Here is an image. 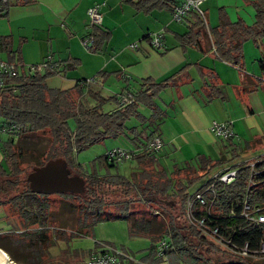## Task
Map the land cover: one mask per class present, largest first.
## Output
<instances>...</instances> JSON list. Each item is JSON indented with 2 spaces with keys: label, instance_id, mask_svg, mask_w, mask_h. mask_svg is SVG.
Returning a JSON list of instances; mask_svg holds the SVG:
<instances>
[{
  "label": "crops",
  "instance_id": "1",
  "mask_svg": "<svg viewBox=\"0 0 264 264\" xmlns=\"http://www.w3.org/2000/svg\"><path fill=\"white\" fill-rule=\"evenodd\" d=\"M6 2L8 8L0 16L1 62L26 68L50 56L58 72L45 79L46 86L72 90L80 83L79 102L104 114L123 109L127 104L121 99L127 95L133 96L132 102L140 98L124 122V131L112 137L117 138V147L104 150L132 154L116 160L117 174L133 181V173L149 169L177 178L184 175L187 163L195 166L198 157L213 163L221 159L222 167L215 166L206 179L191 184H197L189 191L192 195L220 170L264 156V47L257 52L245 41L237 66L216 56L209 35L218 25L220 12L231 23L240 20L253 25L256 11L252 0H202L204 16L200 17L206 38L197 36V43L194 37L191 43L185 42L192 35L191 15L175 22L171 10L164 7L142 9L129 0ZM91 6H97L102 15L99 26L89 24L87 9ZM159 32L163 33L161 46L153 49L150 36ZM85 37L90 38L88 47L82 43ZM135 42L137 47L131 49ZM165 81L167 85L156 88ZM212 121L227 123L231 136L216 137L209 128ZM154 136L163 143L156 151L147 148ZM21 138L0 131V144ZM126 162L135 165L126 167ZM0 163L3 165L2 156ZM125 168L129 171L122 174L120 169ZM157 203L169 202L161 199Z\"/></svg>",
  "mask_w": 264,
  "mask_h": 264
},
{
  "label": "trees",
  "instance_id": "2",
  "mask_svg": "<svg viewBox=\"0 0 264 264\" xmlns=\"http://www.w3.org/2000/svg\"><path fill=\"white\" fill-rule=\"evenodd\" d=\"M129 1L137 8L164 7L171 11L177 4V0ZM252 4L256 11V20L253 25L246 26L240 20L231 23L220 12L218 25L209 30L215 54L221 60L238 66L242 59V44L248 39L253 41L259 38L264 39V0H252ZM7 8L6 0L3 2L0 0V16ZM188 14L191 15L189 30L192 35L185 37V42L191 43V38L194 37V42L197 43V36L202 35L206 38L204 23L195 11H189ZM199 31L203 34L198 33ZM13 66L17 75L5 74L0 79V131L4 130L18 137L48 132L51 142L49 150L45 152L44 161L62 158L70 169L71 175L84 179L83 193L69 194L71 198L81 200V209L85 208L94 219H97L99 215L101 217L103 209L111 207L106 206L107 201L101 195V189L116 186L117 188L126 187L132 191L136 196V203L144 201L153 205L161 199L169 202L162 206L163 219L161 215L154 213L156 211H151L150 217L141 215L140 209H131V202H115V209L118 210L114 216L126 220L130 217L132 219L129 223L131 233L138 232L139 235L150 237L152 241L148 253L141 260L143 263L130 259L127 264H251L250 257L257 256L264 259V223L250 221L242 211L244 199L247 204L257 203L253 206L249 204L252 209H264V156L228 167V169L236 170L234 179L228 184H215L214 194L205 192V200L206 196L210 199L206 200V206L202 207L198 204L193 206L190 217L203 218L206 228L218 229L219 239H222L223 243H214L202 235L185 216V202L190 196L191 184L198 179H206L215 166L222 167L221 159L213 163L210 158L198 157L194 162L195 166H192L190 162L187 163L183 171L184 175L177 178L169 177L165 171L142 169L133 173L132 181L117 174L116 160L107 161L102 156L106 170L110 171V168H114L116 172L110 171L104 175H98L92 171L86 174L76 165L72 148L77 153L106 138L115 137L119 131L123 132L124 122L140 98L135 97L132 103H126L127 105L123 106L119 113L115 110L104 114L97 107L89 108L79 102L77 97L80 93V83L72 90L48 88L45 79L56 74L58 70L30 72V66L26 68L23 65ZM167 84V81L156 84V88ZM131 97L133 98L132 95ZM71 119L75 123L73 130L68 126V121ZM13 125L18 128H10ZM16 146L18 147L13 139L1 143L3 165L0 163V192L4 194L7 193L4 190L8 188V185L11 188L14 184L11 180L12 175L15 177L18 175V161L22 154L20 148ZM129 154L132 156L131 153ZM224 170L227 168L220 170L219 173ZM24 180L26 188L19 195L24 196V203L31 205L33 202L30 196H34L35 193L29 189L26 178ZM126 188L125 192H128ZM170 197L177 202V205L169 200ZM40 224L45 223L41 221ZM36 229L37 231L33 234L27 232L32 244L36 239H44L43 228L39 226ZM76 264H80L79 261Z\"/></svg>",
  "mask_w": 264,
  "mask_h": 264
},
{
  "label": "rangeland",
  "instance_id": "3",
  "mask_svg": "<svg viewBox=\"0 0 264 264\" xmlns=\"http://www.w3.org/2000/svg\"><path fill=\"white\" fill-rule=\"evenodd\" d=\"M246 41L257 52L264 47V39ZM135 43L138 45L137 42ZM149 46L153 48L150 41ZM68 126L71 130L74 129L75 123L72 119L68 121ZM50 142L48 132L29 134L16 140L22 154L18 161V175L17 177L12 175L11 180L14 184L11 188L8 185V188L4 190L7 193L0 192V200H4L0 201V249L15 264H76L78 261L81 264L90 252L105 248L117 249L136 261H141V258L145 257L149 251L151 238L139 235L138 232L131 233L129 223L132 219L127 217L128 220H126L114 216L118 210L115 209V202H131V209L138 208L141 215H147V217H150L151 211L154 210L158 216L164 215L162 203L155 202L153 205L144 201L136 203V196L132 191L126 187L117 188V186L101 189V195L107 201L106 206L111 207L103 209L102 218L99 215L97 219H94L85 208L81 209L82 204L79 198H71L69 194H34L30 196L33 202L31 205L23 202L24 196L21 197L19 194L26 188L24 179L34 166L46 162L43 160L45 152L49 150ZM111 147H117V138H106L102 142L74 153L73 158L76 165L83 171H89V173L94 171L98 175H103L109 169L106 170L101 157L104 150ZM129 164L135 165V163L126 162L125 166ZM123 169H120L122 174L129 171L128 168ZM110 170L115 171L114 168ZM125 188L128 192H125ZM191 188L196 189L197 184L189 187V191L192 190ZM25 196L29 195L25 194ZM12 197H15L13 201ZM17 197L19 198L16 200ZM169 200L177 205L171 197ZM41 221L45 224L41 225ZM39 226L43 228L44 239H36L32 244L27 232L33 234ZM249 259L251 264H264L263 258L256 256Z\"/></svg>",
  "mask_w": 264,
  "mask_h": 264
},
{
  "label": "built area",
  "instance_id": "4",
  "mask_svg": "<svg viewBox=\"0 0 264 264\" xmlns=\"http://www.w3.org/2000/svg\"><path fill=\"white\" fill-rule=\"evenodd\" d=\"M5 1V0H2ZM202 0H177V4L173 7L171 11L172 19L175 22L183 21L184 17L187 15L189 11H195L200 16H204L203 10L201 8ZM87 16L89 19L90 25H97L101 24L102 15L98 10L97 6H91L87 9ZM163 35L162 32L154 33L149 41L153 48L158 49L161 46V36ZM90 41L89 37H85L82 41L85 47H88V42ZM137 47L136 43L130 44V48L134 49ZM30 72L33 71H41V70H51L53 69V63L51 61V57L47 56L46 59L40 62L37 65L30 66ZM13 65H8L4 62L0 61V79L3 75H17L15 73ZM1 84V82H0ZM133 99L130 95L123 97L121 99V103H130ZM10 128L17 129L18 127L13 125ZM210 131L219 138L225 139L231 136V131L229 126L225 122L221 121H212L210 123ZM162 140L158 136L152 137L150 142L147 145V148L150 150L156 151L159 150L162 146ZM104 157L107 161L110 160H117L119 161L122 158L130 157V154L125 152L122 149H110L104 153ZM236 170L235 169H227L224 170L222 173L214 174L207 182H205L202 186L203 188L201 191H195L192 195H190L186 202V209L188 214L189 221L199 229L202 235H204L209 240L213 241L214 243H223L222 239H219L218 229L216 227L213 228H206L204 226L205 222L203 218L196 219L190 217L192 211V205L194 203L198 204L199 206H206V200L204 198V193H212L214 194L213 186L217 183L220 184H228L230 183L235 177ZM253 184V183H252ZM244 216L247 217L250 221L255 223H264V209L254 208L252 209L249 204L246 202L243 203ZM231 249V248H228ZM130 260L128 256L123 254V252L118 251L117 249L112 248H105L101 251L94 252L90 254L82 264H127Z\"/></svg>",
  "mask_w": 264,
  "mask_h": 264
},
{
  "label": "water",
  "instance_id": "5",
  "mask_svg": "<svg viewBox=\"0 0 264 264\" xmlns=\"http://www.w3.org/2000/svg\"><path fill=\"white\" fill-rule=\"evenodd\" d=\"M29 189L34 193H71L81 194L84 191V179L70 175L66 162L62 158L50 159L43 165L32 168L26 176ZM0 264H15L0 249Z\"/></svg>",
  "mask_w": 264,
  "mask_h": 264
},
{
  "label": "bare ground",
  "instance_id": "6",
  "mask_svg": "<svg viewBox=\"0 0 264 264\" xmlns=\"http://www.w3.org/2000/svg\"><path fill=\"white\" fill-rule=\"evenodd\" d=\"M3 257L0 256V260H2Z\"/></svg>",
  "mask_w": 264,
  "mask_h": 264
}]
</instances>
